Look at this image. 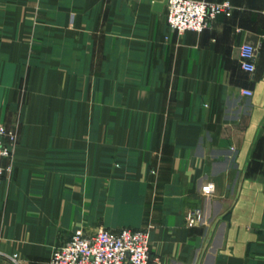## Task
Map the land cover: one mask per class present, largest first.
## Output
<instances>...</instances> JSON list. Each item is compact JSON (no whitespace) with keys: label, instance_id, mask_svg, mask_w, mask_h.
Returning <instances> with one entry per match:
<instances>
[{"label":"crops","instance_id":"0c3cea01","mask_svg":"<svg viewBox=\"0 0 264 264\" xmlns=\"http://www.w3.org/2000/svg\"><path fill=\"white\" fill-rule=\"evenodd\" d=\"M153 1L0 0V264L79 227L147 229L148 264H264V0L198 33Z\"/></svg>","mask_w":264,"mask_h":264},{"label":"built area","instance_id":"2783aa9c","mask_svg":"<svg viewBox=\"0 0 264 264\" xmlns=\"http://www.w3.org/2000/svg\"><path fill=\"white\" fill-rule=\"evenodd\" d=\"M232 6L229 1L167 0L164 17L167 26L177 33L201 32L211 27L219 16H229ZM257 50L250 44L239 47L240 67L249 73L254 70ZM250 95L248 90L242 91ZM15 135L12 129L0 124V175L3 173L2 159L9 157ZM213 184L202 187V193H211ZM200 207L188 209L184 224L192 227L200 222ZM149 232L147 229L123 227L117 230L98 229L85 233L74 230L68 239L55 246L49 255L50 264H148Z\"/></svg>","mask_w":264,"mask_h":264},{"label":"water","instance_id":"95a60500","mask_svg":"<svg viewBox=\"0 0 264 264\" xmlns=\"http://www.w3.org/2000/svg\"><path fill=\"white\" fill-rule=\"evenodd\" d=\"M167 3V0H161V1H153L152 2V10L158 13H161ZM212 230V229H211ZM208 240L206 241L207 244Z\"/></svg>","mask_w":264,"mask_h":264},{"label":"rangeland","instance_id":"374dc122","mask_svg":"<svg viewBox=\"0 0 264 264\" xmlns=\"http://www.w3.org/2000/svg\"><path fill=\"white\" fill-rule=\"evenodd\" d=\"M0 124H2V123H0ZM4 125V124H3ZM6 126V125H5ZM7 127V126H6ZM7 128H9V127H7ZM9 129H12V128H9ZM12 131L14 132V135H15V140H16V133H15V130L14 129H12ZM15 140H14V142H15ZM11 149H10V154H9V156H11V154H12V145H11V147H10ZM3 170H4V168H3ZM2 175V174H1ZM202 191V190H201ZM120 228H123V227H120ZM120 228H118V229H120ZM129 228H131V227H129ZM76 229H81L83 232H85L82 228H76ZM76 229H74V230H76ZM103 229H109V228H103ZM134 229H143V228H134ZM73 230V231H74ZM110 230H117V229H110ZM72 231V232H73ZM71 232V233H72ZM86 233V232H85Z\"/></svg>","mask_w":264,"mask_h":264}]
</instances>
